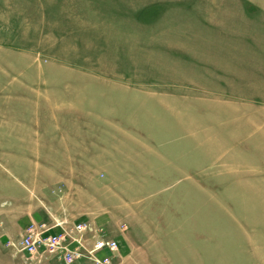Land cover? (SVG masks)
<instances>
[{
    "label": "rangeland",
    "instance_id": "rangeland-1",
    "mask_svg": "<svg viewBox=\"0 0 264 264\" xmlns=\"http://www.w3.org/2000/svg\"><path fill=\"white\" fill-rule=\"evenodd\" d=\"M22 74L30 88L25 112L7 104L3 94ZM217 77L230 85H223L221 97ZM245 79L254 85L252 98L238 94ZM0 91V120L19 119L30 127L23 139L0 138V264H65L43 248L27 255L18 246L30 224L46 228L57 220L89 223L88 248L97 235L117 241L112 264H168V239L191 231L166 221L134 222L139 207L160 206L173 194L166 179L133 170L139 169L137 160L156 163L166 156L169 131L182 109L197 130V111L214 116L217 105H250L255 171H262L264 0H0ZM84 95L93 157L78 177L62 178L59 165L65 163L48 159L68 152L69 143L57 151L53 133L62 126L69 138L74 121L85 119L79 110ZM7 132L0 130L5 137ZM104 143L124 144L128 159L107 157ZM194 144L188 146L191 157L198 150ZM106 157L115 166H105ZM197 180L213 184L207 178L188 183L195 186ZM134 189L140 193L127 192ZM236 195L216 196L224 203ZM190 198L207 202L204 193ZM214 229L207 238L217 237ZM226 229L221 227L223 236ZM260 248L256 255L264 254ZM218 261L235 263L228 257ZM261 263L264 258L255 257L250 264ZM75 264L93 263L82 258Z\"/></svg>",
    "mask_w": 264,
    "mask_h": 264
},
{
    "label": "crops",
    "instance_id": "crops-1",
    "mask_svg": "<svg viewBox=\"0 0 264 264\" xmlns=\"http://www.w3.org/2000/svg\"><path fill=\"white\" fill-rule=\"evenodd\" d=\"M28 81V78L22 74V77L15 84L7 86L3 93L7 99L6 103L9 104L8 101H10L21 106L22 112H25L29 104ZM222 83L225 82L217 77V96L219 97L222 95L223 85L225 87ZM229 88L230 85L225 87V89ZM253 88L251 81L245 79L240 85L238 94L241 95L240 97L252 98L254 97ZM84 96L85 105L79 107V110L85 113V119L79 116L74 121L69 138L63 137L62 126L59 127L58 136L55 132L53 133V146L57 151L69 143L68 152L64 154L61 153L62 151L58 152L57 156L48 159L55 163H65L59 165L62 178L78 177L80 169L82 170V167L87 165L93 157L94 140L88 120V118L91 120L92 116L89 113L90 105H87L88 97ZM82 102L83 100L80 103ZM13 107L8 114L15 111ZM253 109L250 105H236L229 109H226V106L217 105L214 116H210V113L205 110V112L197 111V115L194 116L196 122L193 123L198 122V127L195 128L197 130L192 129L194 131L191 130L194 124H191L189 114L182 109L178 112L180 116L175 117V125L169 131L171 139H168L166 143V156L156 163H152V160L151 162L137 160L136 165L139 169L133 171L140 172L141 177L156 176L166 179L168 194L171 193L173 196L167 198L166 202L160 206L142 205L139 207V216L134 222L152 224L155 221V224L161 226V222L166 221L165 223L169 226L182 227L181 230L186 234L189 231L191 232L188 234H193L192 238L187 234L181 239L173 237L171 240L168 239L166 245L169 254L165 253V256L172 258L168 264H216V259L219 264L218 259L223 257L235 259L233 264H250L255 257L264 258V254L261 256L255 254L260 247L264 253V157L260 160L262 171H255L252 148L255 137ZM208 116L211 118L205 121ZM4 129L8 131L7 135L5 137V134H0V138L18 140L19 134L22 135V139L24 136H29L30 127L19 119L0 120V130ZM190 142L195 143L198 149L192 157L188 154ZM123 145L122 143L121 145L120 143L112 145L104 143L103 154L109 157L118 153L115 156L118 157V162L122 160L125 162L128 156ZM243 153L246 155L244 156ZM107 159L105 166L109 169L115 166L110 162V158ZM118 171L121 172V169L119 168ZM125 176L129 177L131 174L127 173ZM132 176L139 177L137 174ZM201 178L213 179V184L207 186L206 180L202 184L197 180L195 186L188 183L190 179ZM76 185L77 183H72L73 188ZM127 192L140 193V190L134 189ZM221 192L238 195L235 196V201L230 197L229 201L222 203L216 196ZM200 193L206 195L208 203L201 202L200 198L197 203H194V200L190 198L191 195H200ZM223 226L229 227L226 229L229 231L228 235H222L221 227ZM214 227H217V237L207 238L209 231H216ZM177 246L179 248H176ZM172 250L176 252H170ZM173 253H176L174 257Z\"/></svg>",
    "mask_w": 264,
    "mask_h": 264
},
{
    "label": "built area",
    "instance_id": "built-area-1",
    "mask_svg": "<svg viewBox=\"0 0 264 264\" xmlns=\"http://www.w3.org/2000/svg\"><path fill=\"white\" fill-rule=\"evenodd\" d=\"M42 228V229H41ZM56 228L57 231L49 232ZM93 231L85 221L68 225L66 221H55L50 227L30 224L19 241V249L27 255H34L43 248L49 253L57 254L65 264H75L86 258L93 264H112L117 249V241L104 239L99 235L93 237L88 248L87 235ZM44 234V235H43Z\"/></svg>",
    "mask_w": 264,
    "mask_h": 264
}]
</instances>
